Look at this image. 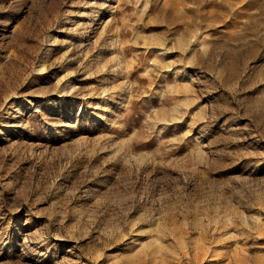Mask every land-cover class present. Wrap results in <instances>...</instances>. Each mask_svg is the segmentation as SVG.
Here are the masks:
<instances>
[{
  "label": "rangeland",
  "instance_id": "374dc122",
  "mask_svg": "<svg viewBox=\"0 0 264 264\" xmlns=\"http://www.w3.org/2000/svg\"><path fill=\"white\" fill-rule=\"evenodd\" d=\"M0 264H264V0H0Z\"/></svg>",
  "mask_w": 264,
  "mask_h": 264
}]
</instances>
